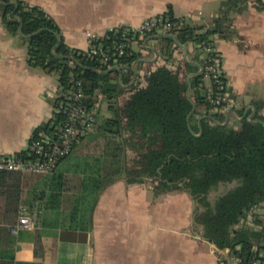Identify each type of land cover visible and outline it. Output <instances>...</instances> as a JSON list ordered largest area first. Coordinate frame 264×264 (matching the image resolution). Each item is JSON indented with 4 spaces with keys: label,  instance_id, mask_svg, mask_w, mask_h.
Instances as JSON below:
<instances>
[{
    "label": "trees",
    "instance_id": "trees-1",
    "mask_svg": "<svg viewBox=\"0 0 264 264\" xmlns=\"http://www.w3.org/2000/svg\"><path fill=\"white\" fill-rule=\"evenodd\" d=\"M246 1L230 0L222 15L202 23L175 17L172 5H168L164 14L183 22L168 32L179 43L196 46L194 59L203 56L201 71L189 80L187 70L177 62L174 52L179 46L171 36L161 37L160 56L142 79L138 68L132 66L141 57L133 47L124 57L130 63L128 71L110 69L84 56L83 49L69 46L59 24L40 5L0 0L8 30L13 34L21 30L28 38V64L57 75L63 94L52 100L51 119L34 133L61 119L56 106L77 87L84 91V102L98 108L92 129L53 172L25 176L18 171H0V199L11 221H16L21 202L36 200L52 209H61L64 204V225L90 230L101 193L116 180L125 179L147 184L156 195L187 192L196 205L193 218L199 235L214 243L219 264H233L224 255L226 248L251 264L255 248L264 249V100L256 103L252 120L245 116L223 124L226 103L216 110L214 94L209 95V91L226 92L230 98L234 93L225 73L220 79L223 88L210 77V86L204 81L206 67L217 55L206 47H215L218 38L236 37L231 12ZM257 1L264 6L263 0ZM146 37L134 43L142 44ZM104 103L109 116H100ZM27 152L16 153L25 156ZM25 179L37 180L43 187L29 191L23 200ZM221 186L226 191L210 199L211 192Z\"/></svg>",
    "mask_w": 264,
    "mask_h": 264
},
{
    "label": "crops",
    "instance_id": "crops-1",
    "mask_svg": "<svg viewBox=\"0 0 264 264\" xmlns=\"http://www.w3.org/2000/svg\"><path fill=\"white\" fill-rule=\"evenodd\" d=\"M25 1L43 7L61 27L65 42L81 49L87 47L86 30L104 32L119 24L136 27L146 18L168 11L169 4L175 17L202 23L222 15L230 3V0ZM260 5L257 0L240 3L239 10L231 12L236 37L215 41L223 57L227 85L234 93L226 112L228 121L243 116L252 118L256 103L264 100V6ZM163 33L151 34L142 44L132 45L141 53L133 68H138L142 79L155 67L163 46L158 35ZM28 45L26 36L8 30L0 12V155L27 149L35 128L48 122L54 113L51 94L59 90L58 77L28 64ZM178 46L174 52L177 62H181L191 78L201 71L203 56L194 59L197 52L194 44ZM204 81L211 85L209 77ZM37 186L43 187L37 185V180L25 179L22 199ZM22 204L30 206L35 224L16 230ZM195 209L194 200L185 191L156 195L145 183L119 179L101 193L92 214V228L81 230L64 225V204L61 209H52L36 200L31 204L21 202L16 221H11L4 200L0 199V264H219L214 243L199 235L193 218Z\"/></svg>",
    "mask_w": 264,
    "mask_h": 264
},
{
    "label": "built area",
    "instance_id": "built-area-1",
    "mask_svg": "<svg viewBox=\"0 0 264 264\" xmlns=\"http://www.w3.org/2000/svg\"><path fill=\"white\" fill-rule=\"evenodd\" d=\"M182 21H174L164 13L146 18L136 27L119 24L109 27L104 32L86 30L87 47L84 56L97 62L108 65L110 69L128 71L130 63L124 60L128 48L139 37H146L153 32H168L175 25H182ZM110 39L109 42H106ZM208 52H215L217 58L207 65V77L213 79L219 87L223 88L221 76L224 75L223 57L214 46L206 47ZM134 64V63H133ZM134 66V65H132ZM214 94V95H213ZM63 95L59 90L51 94L53 99ZM216 104L215 109L226 103L223 108L228 112L232 105V98L226 92H215L210 89ZM84 91L77 87L71 94L61 99L56 111L62 116L57 122H52L47 128L40 129L30 137L27 155L9 153L0 155V171H18L22 173L48 174L53 172L59 162L69 155L75 143L92 129L95 124L98 108L88 106L84 102ZM35 221L30 213V206L21 205L19 221L15 229L33 227ZM256 254L251 264H264V249L256 247ZM227 261L233 264H246L234 250L226 248L224 253Z\"/></svg>",
    "mask_w": 264,
    "mask_h": 264
},
{
    "label": "rangeland",
    "instance_id": "rangeland-1",
    "mask_svg": "<svg viewBox=\"0 0 264 264\" xmlns=\"http://www.w3.org/2000/svg\"><path fill=\"white\" fill-rule=\"evenodd\" d=\"M101 115L109 116L108 106L106 103L101 109L100 116ZM224 191H226V187H224V186H221L219 188V190H213L210 194V199L214 200L219 194L223 193ZM254 228H256V227H254Z\"/></svg>",
    "mask_w": 264,
    "mask_h": 264
},
{
    "label": "water",
    "instance_id": "water-1",
    "mask_svg": "<svg viewBox=\"0 0 264 264\" xmlns=\"http://www.w3.org/2000/svg\"><path fill=\"white\" fill-rule=\"evenodd\" d=\"M20 34H22V33H21V30H20ZM158 36H159V37H162V36H171V37H173V38L175 39V41H176L178 44H180V43L178 42V40L176 39L175 35H173L172 33L164 32L163 34L158 35ZM158 36H157V37H158ZM60 41H61V38L59 39L58 44L60 43ZM189 80H190V77H189ZM190 88H191V83H190V86H189V88H188V92H189ZM194 109H195V104H194V108H193V110H194ZM193 110H192V111H193ZM231 112H232V111H231ZM243 117H245V116H243ZM243 117H240V119L243 118ZM248 119H249V120H252V119L249 118V117H248ZM227 123H228V119H226L225 122H224L223 124H227Z\"/></svg>",
    "mask_w": 264,
    "mask_h": 264
}]
</instances>
